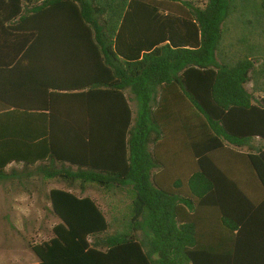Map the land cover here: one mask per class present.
Segmentation results:
<instances>
[{"label": "trees", "instance_id": "trees-1", "mask_svg": "<svg viewBox=\"0 0 264 264\" xmlns=\"http://www.w3.org/2000/svg\"><path fill=\"white\" fill-rule=\"evenodd\" d=\"M40 40L88 44L75 63L96 75L32 95L21 75L0 98V183L130 205L116 230L95 200L51 189L60 223L31 246L38 264H264V224L232 181L254 170L264 188V0H0L1 64L23 67Z\"/></svg>", "mask_w": 264, "mask_h": 264}, {"label": "rangeland", "instance_id": "rangeland-1", "mask_svg": "<svg viewBox=\"0 0 264 264\" xmlns=\"http://www.w3.org/2000/svg\"><path fill=\"white\" fill-rule=\"evenodd\" d=\"M131 106L135 110L133 102ZM51 189L69 190L79 197L95 200L108 221L113 223L116 218V230L128 221L130 200L121 193L109 194L94 185L81 188L76 184L69 189L59 180H44L40 176L8 180L0 183V264L39 263L31 246L52 239L53 228L60 223L50 207Z\"/></svg>", "mask_w": 264, "mask_h": 264}, {"label": "crops", "instance_id": "crops-1", "mask_svg": "<svg viewBox=\"0 0 264 264\" xmlns=\"http://www.w3.org/2000/svg\"><path fill=\"white\" fill-rule=\"evenodd\" d=\"M27 25L24 26L25 31L30 30L29 25L31 24ZM258 41L259 39L256 40V42ZM262 44H264V41ZM85 47L90 46L84 42H49L40 40L33 45L30 55L24 58L23 67L14 70V65L1 64L4 62L0 60V98L10 96L17 90L18 86L16 83L20 82L21 75H23V86L20 85V88L27 95H30L31 91L41 90V82L46 81L49 75L53 76L58 82H64L66 85L89 81L96 75L93 70L91 69L90 74V71L78 67L77 63H75L86 59L87 54L82 51L86 49ZM6 61L9 63V60ZM71 65L75 67L70 68L69 66ZM258 80L260 81V79ZM261 80L264 83V79ZM246 90L252 93V83L246 86ZM252 94L254 96L253 105H257V101L264 100V92ZM260 117L264 124V115H260ZM257 143L259 145L262 144L259 139H253L250 143L249 151H251V146ZM235 175L238 176H234L232 180L234 186L237 187L239 192L245 193L247 196L248 217L255 225L264 224V188L260 185L256 172L254 170L247 171V179H244L245 176L242 175L245 174L241 172Z\"/></svg>", "mask_w": 264, "mask_h": 264}]
</instances>
